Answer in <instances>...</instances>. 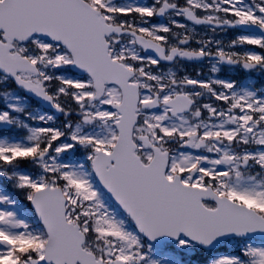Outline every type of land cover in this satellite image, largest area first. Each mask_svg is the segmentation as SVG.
<instances>
[{"label":"snow or ice","instance_id":"1","mask_svg":"<svg viewBox=\"0 0 264 264\" xmlns=\"http://www.w3.org/2000/svg\"><path fill=\"white\" fill-rule=\"evenodd\" d=\"M237 70L264 77V0H0V264H264Z\"/></svg>","mask_w":264,"mask_h":264},{"label":"rangeland","instance_id":"2","mask_svg":"<svg viewBox=\"0 0 264 264\" xmlns=\"http://www.w3.org/2000/svg\"><path fill=\"white\" fill-rule=\"evenodd\" d=\"M220 251L224 253H228V252L237 253V250L231 244H226L225 247L221 249Z\"/></svg>","mask_w":264,"mask_h":264}]
</instances>
